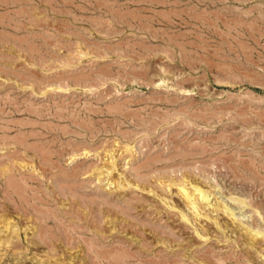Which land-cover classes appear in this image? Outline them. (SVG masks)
Returning a JSON list of instances; mask_svg holds the SVG:
<instances>
[{"label": "rangeland", "instance_id": "obj_1", "mask_svg": "<svg viewBox=\"0 0 264 264\" xmlns=\"http://www.w3.org/2000/svg\"><path fill=\"white\" fill-rule=\"evenodd\" d=\"M0 264H264V0H0Z\"/></svg>", "mask_w": 264, "mask_h": 264}]
</instances>
